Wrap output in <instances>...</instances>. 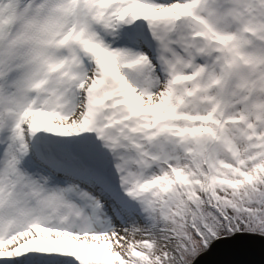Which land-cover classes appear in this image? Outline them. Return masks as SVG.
Returning <instances> with one entry per match:
<instances>
[{
	"label": "snow or ice",
	"instance_id": "obj_1",
	"mask_svg": "<svg viewBox=\"0 0 264 264\" xmlns=\"http://www.w3.org/2000/svg\"><path fill=\"white\" fill-rule=\"evenodd\" d=\"M0 264H264V0H0Z\"/></svg>",
	"mask_w": 264,
	"mask_h": 264
},
{
	"label": "water",
	"instance_id": "obj_2",
	"mask_svg": "<svg viewBox=\"0 0 264 264\" xmlns=\"http://www.w3.org/2000/svg\"><path fill=\"white\" fill-rule=\"evenodd\" d=\"M255 259H259V255H258V253H257V255H256Z\"/></svg>",
	"mask_w": 264,
	"mask_h": 264
}]
</instances>
